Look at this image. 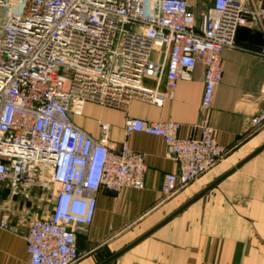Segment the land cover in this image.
I'll list each match as a JSON object with an SVG mask.
<instances>
[{
	"label": "built area",
	"instance_id": "built-area-1",
	"mask_svg": "<svg viewBox=\"0 0 264 264\" xmlns=\"http://www.w3.org/2000/svg\"><path fill=\"white\" fill-rule=\"evenodd\" d=\"M246 2L212 0L198 21L189 0H0V186L12 198L34 188L53 196L45 217L10 201L0 208V226H25L30 264H75L78 230L93 221L98 191L144 187L147 154L130 146L132 133L165 140L178 166L164 176L166 195L228 153L206 119L196 137L180 136L177 121L128 117L117 149L108 122H100L97 139L71 116L87 101L124 107L138 96L162 104L198 62L205 66L202 108L209 110L224 49L236 45L250 19L264 22V0L249 11ZM146 77L155 78V88L145 86ZM251 123L264 126V105Z\"/></svg>",
	"mask_w": 264,
	"mask_h": 264
},
{
	"label": "crops",
	"instance_id": "crops-1",
	"mask_svg": "<svg viewBox=\"0 0 264 264\" xmlns=\"http://www.w3.org/2000/svg\"><path fill=\"white\" fill-rule=\"evenodd\" d=\"M189 1L198 21L212 4ZM262 1L247 0V10ZM263 42L264 22L250 19L239 27L236 45L222 53L223 75L209 110L202 108L205 66L198 62L162 104L136 96L124 107L87 101L81 114L72 113L74 123L97 139L100 122H108V141L117 149L127 137L128 117L177 121L180 136L196 137L206 119L228 148L214 167L166 195L164 176L178 166L165 140L129 135L130 146L147 154L144 187L98 191L93 221L78 230L81 256L75 264H264V126L251 123L264 105ZM144 82L156 87L155 78ZM165 88L163 76L159 89ZM9 194L4 200L11 203ZM24 234L16 220L11 228L0 226V264H30Z\"/></svg>",
	"mask_w": 264,
	"mask_h": 264
},
{
	"label": "rangeland",
	"instance_id": "rangeland-1",
	"mask_svg": "<svg viewBox=\"0 0 264 264\" xmlns=\"http://www.w3.org/2000/svg\"><path fill=\"white\" fill-rule=\"evenodd\" d=\"M7 193L9 194L8 189L0 186V208L5 206L8 201L4 200L7 199ZM16 198L18 199L14 202L13 199ZM13 199H11V205L13 208L30 207L34 212V215L39 217L47 216V212L53 204V196L51 193L43 192L35 188L21 192V194H18Z\"/></svg>",
	"mask_w": 264,
	"mask_h": 264
}]
</instances>
